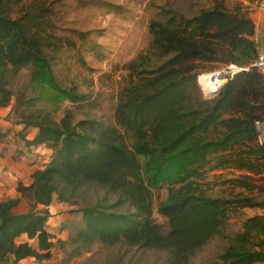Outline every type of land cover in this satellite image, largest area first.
<instances>
[{"label": "trees", "instance_id": "16d2710c", "mask_svg": "<svg viewBox=\"0 0 264 264\" xmlns=\"http://www.w3.org/2000/svg\"><path fill=\"white\" fill-rule=\"evenodd\" d=\"M248 1L254 2L214 0L193 16L162 11L151 20V41L124 66L113 123H105L78 119L91 97L77 86L63 87L57 77V54L75 43L52 32L50 0H0V110L11 108L8 119L24 127L19 136L26 147L51 151L31 184H18L27 212H19V198L0 199V264L28 258L42 264L55 247L68 244L72 256L99 245L124 250L127 264H192L216 238L225 247L211 264H264V212L227 233L240 211H264L254 194L256 177L264 175V145L255 131L264 119V77L242 72L211 100L198 85L200 74L255 61ZM23 72L28 80L14 91ZM45 93L71 107L58 118L41 103ZM28 130L36 131L31 140ZM224 170L241 173L223 185L251 196L209 195L208 175ZM162 189L161 224L154 219L153 192ZM89 192L102 194L94 206L85 202ZM55 200L73 208L78 220L68 243L54 242L47 230Z\"/></svg>", "mask_w": 264, "mask_h": 264}, {"label": "rangeland", "instance_id": "374dc122", "mask_svg": "<svg viewBox=\"0 0 264 264\" xmlns=\"http://www.w3.org/2000/svg\"><path fill=\"white\" fill-rule=\"evenodd\" d=\"M50 2L52 32L56 37L75 43L74 48H63L57 54L55 63L57 77L63 87L77 86L81 93L91 97V104L77 112L78 119L95 118L105 123H113L117 95L126 74L124 66L146 51L151 41L148 31L150 21L159 18L162 11H175L193 16L202 9L212 7L214 0H50ZM27 80V74L23 72L21 77L15 79L13 90L17 91ZM51 98V93H45L41 103L50 110L59 112L57 117L60 118L71 104L68 101L51 102ZM32 132L29 130L28 136ZM37 157L40 158V155ZM45 158L47 157H43L39 167L49 160ZM240 173L224 170L209 174L205 182L209 195L229 199L239 194L251 196L243 189H232L228 185H223L224 181ZM256 179L260 189L254 194L257 201L263 202L264 194L260 195V190L264 188V175L257 176ZM153 197L154 219L162 224L164 220L158 215L157 210L158 205L166 199L167 191L155 190ZM101 198V193L89 192L85 202L94 206ZM263 212L262 209L240 211L239 215L230 220L227 233L238 232L245 219L261 215ZM73 219L66 243L75 238L77 233L75 227L78 220L76 216ZM224 247L223 239H214L192 264L213 263ZM62 250L69 255L72 247L68 244ZM69 256L73 264H116L122 257L121 263L127 264L130 257L125 256L124 250L120 248L108 249L99 245L94 246L89 253Z\"/></svg>", "mask_w": 264, "mask_h": 264}, {"label": "crops", "instance_id": "0c3cea01", "mask_svg": "<svg viewBox=\"0 0 264 264\" xmlns=\"http://www.w3.org/2000/svg\"><path fill=\"white\" fill-rule=\"evenodd\" d=\"M256 1L258 0L244 2V4L251 6L250 17L256 27L254 41L258 52H260L264 51V13L257 10ZM10 111L11 108L0 110V199L19 198L21 200L19 212L24 213L28 211V201L17 192L18 184L30 185L32 174L42 168L38 166L39 163L43 160V157H47L46 160L49 159L51 151L44 147H26L19 136L20 133H23L24 127L14 125L8 119ZM32 131V134L27 136L29 140L36 134L35 130ZM37 155H40V158ZM72 209L66 204L58 203L56 200L50 206L52 217L48 221L47 230L56 237L54 242L57 240L66 242L68 240L69 228H71L74 220V216L70 214ZM25 240V237L20 239V241ZM69 255L59 247H55L52 251V258L42 264H73ZM34 261L33 258H28L23 260L21 264H34Z\"/></svg>", "mask_w": 264, "mask_h": 264}, {"label": "built area", "instance_id": "2783aa9c", "mask_svg": "<svg viewBox=\"0 0 264 264\" xmlns=\"http://www.w3.org/2000/svg\"><path fill=\"white\" fill-rule=\"evenodd\" d=\"M255 6L258 11L264 13V0L256 1ZM251 70L258 71L264 77V51L258 52L255 61L249 67L241 68L235 65H229V66H224L213 72L200 74L198 76V85L204 97L207 100H211L219 93L222 87L229 80L233 79L236 75L242 72H249ZM255 131H256L257 143L263 146L264 119L255 122Z\"/></svg>", "mask_w": 264, "mask_h": 264}, {"label": "water", "instance_id": "95a60500", "mask_svg": "<svg viewBox=\"0 0 264 264\" xmlns=\"http://www.w3.org/2000/svg\"><path fill=\"white\" fill-rule=\"evenodd\" d=\"M213 95H214V94H213ZM211 96H212V95H211ZM211 96H209V97H211ZM209 97H208V98H209Z\"/></svg>", "mask_w": 264, "mask_h": 264}]
</instances>
